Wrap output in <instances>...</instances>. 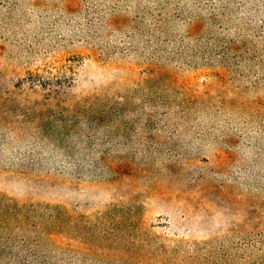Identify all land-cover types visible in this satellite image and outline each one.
<instances>
[{"label": "rangeland", "instance_id": "rangeland-1", "mask_svg": "<svg viewBox=\"0 0 264 264\" xmlns=\"http://www.w3.org/2000/svg\"><path fill=\"white\" fill-rule=\"evenodd\" d=\"M0 264H264V0H0Z\"/></svg>", "mask_w": 264, "mask_h": 264}]
</instances>
